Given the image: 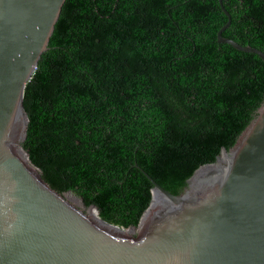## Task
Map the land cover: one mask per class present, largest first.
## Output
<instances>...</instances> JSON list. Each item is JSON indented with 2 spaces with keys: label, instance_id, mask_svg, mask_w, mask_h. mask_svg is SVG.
<instances>
[{
  "label": "trees",
  "instance_id": "16d2710c",
  "mask_svg": "<svg viewBox=\"0 0 264 264\" xmlns=\"http://www.w3.org/2000/svg\"><path fill=\"white\" fill-rule=\"evenodd\" d=\"M221 1L222 37L264 53V0ZM226 22L218 0H66L24 90L22 153L53 190L137 227L147 176L177 195L264 103V62L217 42Z\"/></svg>",
  "mask_w": 264,
  "mask_h": 264
},
{
  "label": "water",
  "instance_id": "95a60500",
  "mask_svg": "<svg viewBox=\"0 0 264 264\" xmlns=\"http://www.w3.org/2000/svg\"><path fill=\"white\" fill-rule=\"evenodd\" d=\"M65 1L0 0V264H264V103L233 147L177 195L147 176L153 211L135 236L92 219L86 209L99 214L95 207L77 195L67 201L72 192L53 190L28 154L27 162L18 155L24 90ZM218 2L227 22L217 42L264 62L262 51L222 37L231 17Z\"/></svg>",
  "mask_w": 264,
  "mask_h": 264
},
{
  "label": "bare ground",
  "instance_id": "6f19581e",
  "mask_svg": "<svg viewBox=\"0 0 264 264\" xmlns=\"http://www.w3.org/2000/svg\"><path fill=\"white\" fill-rule=\"evenodd\" d=\"M24 116L21 117V119H23ZM23 122V121H22ZM23 132V131H22ZM20 140H18V142H16V144L14 145V149L15 151L18 153V155H20L22 157V159L24 161L27 162V157L26 155L24 156V154L22 153V148H21V145L19 143ZM224 158V159H223ZM222 161H225L226 160V157L222 155V157L220 158ZM69 197H72L71 195H65V199L67 201H72L71 198ZM72 203V202H71ZM88 211V214L89 216L94 219L95 221H99V217H98V213L94 210V209H90V210H87ZM153 211V207L150 206V208L144 213L143 217L141 218V221H140V224H144L145 221L147 220V218L149 217L150 213ZM132 232V231H131Z\"/></svg>",
  "mask_w": 264,
  "mask_h": 264
},
{
  "label": "rangeland",
  "instance_id": "374dc122",
  "mask_svg": "<svg viewBox=\"0 0 264 264\" xmlns=\"http://www.w3.org/2000/svg\"><path fill=\"white\" fill-rule=\"evenodd\" d=\"M22 144V141H20V145ZM39 172V171H38ZM70 195H72V196H74V197H76V195L74 194V193H69ZM70 202V201H69ZM72 202V204H74V201H71ZM70 202V203H71ZM124 230H128V232H129V235L130 236H135V235H138L140 232V226L139 227H136V228H132V230L131 229H124ZM132 231V232H131Z\"/></svg>",
  "mask_w": 264,
  "mask_h": 264
},
{
  "label": "clouds",
  "instance_id": "9594fccd",
  "mask_svg": "<svg viewBox=\"0 0 264 264\" xmlns=\"http://www.w3.org/2000/svg\"><path fill=\"white\" fill-rule=\"evenodd\" d=\"M85 208H87V207H85ZM137 227H138V225H137ZM132 228H136V227H130L129 229H131L132 230ZM124 229V228H123ZM128 229V228H127ZM133 231V230H132Z\"/></svg>",
  "mask_w": 264,
  "mask_h": 264
}]
</instances>
